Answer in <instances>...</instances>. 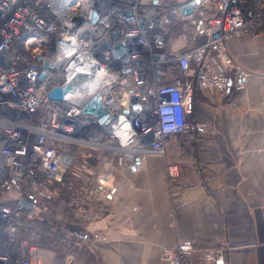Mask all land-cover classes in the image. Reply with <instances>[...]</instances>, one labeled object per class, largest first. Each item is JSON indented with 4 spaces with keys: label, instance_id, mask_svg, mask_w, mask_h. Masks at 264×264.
Returning a JSON list of instances; mask_svg holds the SVG:
<instances>
[{
    "label": "built area",
    "instance_id": "obj_1",
    "mask_svg": "<svg viewBox=\"0 0 264 264\" xmlns=\"http://www.w3.org/2000/svg\"><path fill=\"white\" fill-rule=\"evenodd\" d=\"M172 25L187 45L168 52ZM259 33L264 0H0V264H68V245L43 246L34 217L50 223L66 208L81 225L95 221L100 208L86 207L107 200L114 158L142 167L148 155L164 157L170 136L203 130L192 120L195 91H242L248 71L226 41ZM73 80L80 90L50 96ZM91 100L104 114L83 113ZM73 147L97 154L103 172L91 182L66 180ZM166 167L175 178L176 166ZM55 225L76 248L86 239ZM183 242L163 250L169 264L197 252ZM213 249H200L201 261L225 264L224 250Z\"/></svg>",
    "mask_w": 264,
    "mask_h": 264
},
{
    "label": "crops",
    "instance_id": "obj_2",
    "mask_svg": "<svg viewBox=\"0 0 264 264\" xmlns=\"http://www.w3.org/2000/svg\"><path fill=\"white\" fill-rule=\"evenodd\" d=\"M177 35L168 52L185 42ZM226 47L247 69L246 87L195 91L192 120L206 127L170 136L164 157L148 155L134 167L116 156L107 200L95 197L86 207L100 208L95 221L81 225L66 208L59 212L63 230L86 236L68 264H167L163 249L184 239L198 249L222 248L226 264H264V33L231 37ZM167 164L177 168L173 179ZM93 172L84 179L91 182L103 168ZM198 256L186 264H198Z\"/></svg>",
    "mask_w": 264,
    "mask_h": 264
},
{
    "label": "rangeland",
    "instance_id": "obj_3",
    "mask_svg": "<svg viewBox=\"0 0 264 264\" xmlns=\"http://www.w3.org/2000/svg\"><path fill=\"white\" fill-rule=\"evenodd\" d=\"M176 26H179V25H172L168 29V34H167L166 42H169L170 37L173 36L174 34L177 35V33H179V30L180 29H181L180 30V33L184 34V31L182 30L181 26H179L180 28L179 27H176ZM191 34L192 33L190 32L187 35L190 37ZM184 40H185V38H184ZM198 42H199L198 40L197 41L194 40L192 44H196ZM188 44H191V43H188ZM186 45H187V43L184 42L183 45L180 46L181 47L180 49L184 48ZM205 127H206V125H205ZM70 151L72 152L71 154L73 155L74 159H73L71 168L68 171L67 179H69L71 182H75L77 184L84 177H86V176L87 177H91L90 174H92V176H93V174H94V172H93L94 167H100L99 166V164H100L99 163V159L97 158V154L94 151H92L90 149H87V148H81V147H73V148L70 149ZM183 241H191V240H187V239L179 240V241L176 242V244L182 243ZM183 243H185V242H183ZM176 244H175V246H176ZM194 246H195V244H194ZM173 248H171V249H173ZM206 248H205V250H206ZM214 248H218L219 249V250L213 249V251H215V252L216 251H219V252L223 251V249L220 248V247H214ZM193 249L194 250H197V252L194 251L193 255L194 254H198L199 255L198 256L197 263L200 262V264H208V263H203L201 261V258H200L199 251H202L200 249H204V248H199L198 249V248L194 247ZM207 250H209V249H207ZM169 253H171V252H169ZM171 257H172V261L175 262V263L177 262L178 264H186V262L188 260V259H183L181 257V252H179V253L177 252V254L171 255ZM162 258H163V260L166 261L167 264H169L168 260L163 257V251H162Z\"/></svg>",
    "mask_w": 264,
    "mask_h": 264
},
{
    "label": "trees",
    "instance_id": "obj_4",
    "mask_svg": "<svg viewBox=\"0 0 264 264\" xmlns=\"http://www.w3.org/2000/svg\"><path fill=\"white\" fill-rule=\"evenodd\" d=\"M188 81L191 82V78H188ZM66 180L69 179L66 178ZM69 217L71 216L69 215ZM33 222L37 225V227H40L43 230V233L45 235L47 234V236H45V239H43V246L61 251V244L62 241H64L68 245L69 251L71 253H74L76 247H74L73 243L70 242V240H66V236L63 231L58 228V225H55L58 224L57 220L55 221L53 219H50V223H47V221L37 215L34 217Z\"/></svg>",
    "mask_w": 264,
    "mask_h": 264
},
{
    "label": "water",
    "instance_id": "obj_5",
    "mask_svg": "<svg viewBox=\"0 0 264 264\" xmlns=\"http://www.w3.org/2000/svg\"><path fill=\"white\" fill-rule=\"evenodd\" d=\"M198 3V1H196ZM195 3H191L189 6L184 7L181 9L182 14H189L191 12V8L194 6ZM115 37L117 36V33L114 35ZM112 56L113 59H117L119 54L116 52L115 49L112 51ZM77 82L72 81L68 85H66L63 89V91L59 90L58 88H54V90L50 93V96L59 98L63 96L65 93H74L75 91H78L80 89L77 88ZM85 89L81 90L84 91ZM83 113L91 114L94 117H99L100 115L104 114L105 110L102 107H99V103L96 100H91L89 103H87L83 108H82ZM104 120V117L99 119V123H101Z\"/></svg>",
    "mask_w": 264,
    "mask_h": 264
}]
</instances>
